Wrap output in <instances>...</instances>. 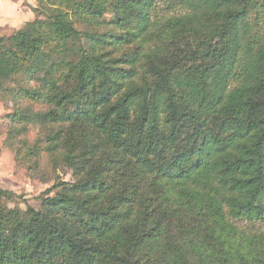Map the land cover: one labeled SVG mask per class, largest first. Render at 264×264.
I'll return each instance as SVG.
<instances>
[{
	"label": "trees",
	"instance_id": "trees-1",
	"mask_svg": "<svg viewBox=\"0 0 264 264\" xmlns=\"http://www.w3.org/2000/svg\"><path fill=\"white\" fill-rule=\"evenodd\" d=\"M164 5L37 0L0 37L15 129L59 125L33 163L75 178L38 209L0 188V264H264V0Z\"/></svg>",
	"mask_w": 264,
	"mask_h": 264
},
{
	"label": "rangeland",
	"instance_id": "rangeland-1",
	"mask_svg": "<svg viewBox=\"0 0 264 264\" xmlns=\"http://www.w3.org/2000/svg\"><path fill=\"white\" fill-rule=\"evenodd\" d=\"M158 2L163 9L164 3L169 0ZM36 5L37 0H0V37L11 34L27 21L33 20L36 17L33 7ZM130 48L124 47L120 53ZM47 56L48 50L44 49L42 58ZM50 63L51 60L48 61ZM25 75V71L18 73L0 89V188L11 192L5 199V204L9 208L20 210H24L27 205L38 209L40 198L46 190L60 182L75 180L72 169L65 164L53 166L43 156L36 164L33 163L37 155L35 148L44 146L42 141L59 125L30 122L26 124L27 129L20 134L15 129L13 116L17 113V108H20L19 104L24 106V101H20L17 96L19 90L29 84ZM26 101L29 104L28 113L44 108L41 101ZM31 166L34 168L31 169Z\"/></svg>",
	"mask_w": 264,
	"mask_h": 264
},
{
	"label": "crops",
	"instance_id": "crops-1",
	"mask_svg": "<svg viewBox=\"0 0 264 264\" xmlns=\"http://www.w3.org/2000/svg\"><path fill=\"white\" fill-rule=\"evenodd\" d=\"M22 1V0H21ZM15 5H18L17 3H15Z\"/></svg>",
	"mask_w": 264,
	"mask_h": 264
}]
</instances>
